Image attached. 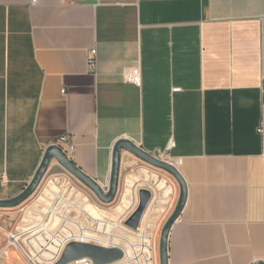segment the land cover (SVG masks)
I'll return each mask as SVG.
<instances>
[{
  "label": "crops",
  "instance_id": "1",
  "mask_svg": "<svg viewBox=\"0 0 264 264\" xmlns=\"http://www.w3.org/2000/svg\"><path fill=\"white\" fill-rule=\"evenodd\" d=\"M132 68L139 85L125 77ZM63 134L105 191L119 140L150 153L174 141L187 199L169 264L263 262L264 0H0V199L28 186ZM141 164L121 151L117 197ZM64 169L52 159L47 174ZM167 178L157 252L180 196ZM15 213L0 210V264H31L9 243Z\"/></svg>",
  "mask_w": 264,
  "mask_h": 264
},
{
  "label": "built area",
  "instance_id": "2",
  "mask_svg": "<svg viewBox=\"0 0 264 264\" xmlns=\"http://www.w3.org/2000/svg\"><path fill=\"white\" fill-rule=\"evenodd\" d=\"M96 56L97 50L93 49L89 58V65L93 70L97 66ZM125 77L135 84H141V73L138 68L126 71ZM55 145L71 158L75 145L70 134L61 135ZM174 146L175 142L171 141L166 150H157L151 154L179 169L182 161L181 158H174L169 153L170 149ZM155 170L161 169L144 162V164L132 170L126 178L125 191L128 204L125 205L123 200L121 202V207L126 208L121 216L124 219L122 220H127L137 208L139 204V190L141 188H148L152 192V199L145 211L146 214L147 210H150L149 212L152 216H149L145 223L144 219H142L140 228L137 231L127 226L123 228L130 236H134L135 233L139 234L138 237L141 240L139 245H134L132 240L127 237H121V242L109 239V241L104 243L106 247L120 248L124 254L121 259L107 264H159L157 247L153 242L159 225L170 210L173 190L169 182L167 185L171 187L170 194H167V188L161 190V180L164 178L169 179L161 176V173H157ZM53 174L54 178L50 181L55 183L54 188H56V191L54 190L50 196H40L34 206L30 205L28 207L26 205L27 207H24L25 215L20 225L16 228L17 233L11 235L9 240L10 244L16 245V247L23 251L31 264H55L61 258L66 246L70 242H89L87 240L89 236H87L86 230L81 225L79 219L69 218V213L73 210L77 214L85 212L88 217L93 219L85 205L86 202H91L90 196L85 192L77 179L67 170ZM39 205H46L48 211L43 212L40 209H35ZM60 207H63V209H59ZM37 211L39 212L37 216H30V214L37 213ZM54 213L59 215L58 218L61 221L60 227H57V216L54 218ZM94 221L97 222L98 220ZM69 223L77 226L79 232L75 233L68 226ZM115 225L117 226V224ZM25 236L27 238L21 240ZM4 255L5 252H0V259ZM70 264L95 263L90 258H84Z\"/></svg>",
  "mask_w": 264,
  "mask_h": 264
},
{
  "label": "water",
  "instance_id": "3",
  "mask_svg": "<svg viewBox=\"0 0 264 264\" xmlns=\"http://www.w3.org/2000/svg\"><path fill=\"white\" fill-rule=\"evenodd\" d=\"M127 150L139 157L144 162L165 170L172 174L180 183V196L172 214L165 222L160 239L159 253L160 264H169L168 261V239L171 228L180 216L187 199V185L178 168L174 167L169 162L160 160L154 157L150 152L144 150L137 144L129 140H119L114 148L113 167L110 178V184L107 191L93 178L88 176L76 163L68 157L57 145H51L47 148L43 161L36 172L32 181L28 186L17 196L7 199H0V207H15L27 200L39 187L45 174L47 173L50 162L56 159L69 173L76 179L87 186L102 202L112 203L119 192L120 185V167H121V151ZM152 199V192L148 188L139 190V204L137 208L125 221V225L132 230H139L145 211ZM123 251L116 247H106L82 241L70 242L61 258L55 264H70L84 258H90L95 264H107L123 257ZM264 264V261L259 263Z\"/></svg>",
  "mask_w": 264,
  "mask_h": 264
},
{
  "label": "rangeland",
  "instance_id": "4",
  "mask_svg": "<svg viewBox=\"0 0 264 264\" xmlns=\"http://www.w3.org/2000/svg\"><path fill=\"white\" fill-rule=\"evenodd\" d=\"M64 171H65V169H64ZM50 172H51L50 174H47V173L45 174V177L43 178V180H42L41 184L39 185V187L37 188V190L23 203H21L18 206H15V207H0V210H8V211H15L16 212L13 215L14 220H12V224H11L12 225V228H11L12 235L17 233L16 228L18 225H20L22 218L25 215L24 207L26 205H28V207L30 205L34 206V204L38 201V198L40 196H42V195L50 196L54 190L56 191V188H54L55 183L51 182L52 179L54 178L53 173H59V172H63V171H58V172L50 171ZM155 172L160 173L159 170H155ZM161 176H163V177H167V176L174 177L172 174H170L167 171L162 170V169H161ZM140 178H141V176H140ZM163 180L165 181V184L163 186H161V190L165 189V188L168 189L170 186H168L167 184H168V182L171 183V181L167 180L165 178ZM126 195H127L126 191H124L123 194L116 197V199L112 203H109V204H103V203L101 204V202L97 203V202L93 201V199L91 197H90L91 202L88 201L85 203L86 209L88 211H89V208L90 209L92 208V210L98 211L96 214L100 215L97 217V219L93 218L94 220H98L96 222L93 219H91L90 217H88V215L86 213H83V216L86 217L85 222L83 221L84 223H81V222L80 223L84 227V229L86 230L87 236H89L87 239L89 241L88 243H93V244L104 246V243L106 241H109V239L121 242V237H127V238H130L132 240L134 245L140 244L141 240L138 237L139 234L135 233L134 236H130L129 234H127L126 231L123 230L124 226H126L125 225L126 220L123 221L124 219L121 218V216L123 215L124 209H126V208L121 207V205H122L121 202L123 200L125 205L128 204V201L126 200ZM168 195H169V193H168ZM90 205H93V206H90ZM35 209H40L43 212L48 211V207L46 205H39L38 207L36 206ZM59 209H63V207H60ZM38 214H39V212L37 211V213L34 212L33 214H30V216L35 217ZM74 214H76V212L74 210L71 211L69 213V218H71L72 215H74ZM84 214H86V215H84ZM56 216H57L56 224H58L57 227H60L61 221L58 218L59 215L54 213V218H56ZM120 220H122L123 222ZM79 221H81V219H79ZM115 224H117V226ZM68 226L71 227L75 231V233L79 232V228L77 226H75L74 224L69 223ZM36 234H38V233H36ZM27 236L23 237L21 240L27 238ZM156 243H157V237L155 235V240H154L153 244L156 246ZM157 255H158V262L160 264L159 249H158Z\"/></svg>",
  "mask_w": 264,
  "mask_h": 264
}]
</instances>
